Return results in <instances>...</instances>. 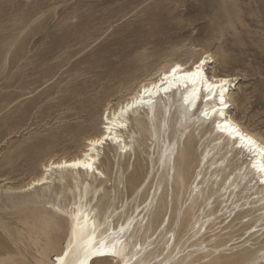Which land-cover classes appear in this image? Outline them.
<instances>
[{
	"label": "rangeland",
	"instance_id": "374dc122",
	"mask_svg": "<svg viewBox=\"0 0 264 264\" xmlns=\"http://www.w3.org/2000/svg\"><path fill=\"white\" fill-rule=\"evenodd\" d=\"M203 53L213 57L208 76L232 79L229 114L264 139V0H0V264L32 262L27 229L35 221L49 229L57 218L48 211L54 194L20 187L41 173L46 159L82 148L80 140H59L76 107L95 96L102 113L163 64L178 59L190 65ZM196 138L189 180L204 173L205 138ZM126 141L132 149L125 159L104 146L97 164L108 176L99 211L114 206V221L153 180L149 202L160 172L152 140ZM135 181L132 194L128 184ZM65 192L59 201L72 203ZM221 213L226 223L234 211ZM59 223L58 236L67 229ZM246 235L229 244L240 250Z\"/></svg>",
	"mask_w": 264,
	"mask_h": 264
},
{
	"label": "bare ground",
	"instance_id": "6f19581e",
	"mask_svg": "<svg viewBox=\"0 0 264 264\" xmlns=\"http://www.w3.org/2000/svg\"><path fill=\"white\" fill-rule=\"evenodd\" d=\"M186 62L172 59L158 67L102 113L96 97L87 96L76 107L75 121L60 126L62 143L80 140L83 146L68 158L46 159L41 173L20 187L51 192L57 200L49 203L48 211L57 217L48 224L49 229L36 221L27 229L24 244L32 246L33 254L32 262L26 264H57V257L63 256L74 240L78 214L85 240L92 238L97 248L101 243L107 247L115 244L124 252L123 258L109 254L91 259L90 264H228L232 259L242 260L240 264H258L259 259H264V139L229 114L232 79L207 75L206 68L213 62L210 54L203 53L190 65ZM182 65L187 69L172 72V67ZM197 65L202 75L205 72L210 77L205 86L210 83L216 87H207L214 94L212 100L190 111L196 89H170L178 85L177 78H189L186 74L195 72ZM198 79L202 83L203 79ZM99 124L101 130L94 131L93 127ZM137 133L141 139H136ZM143 137L155 143L158 180L148 203L147 192L153 180L114 221V206L99 211L103 183L108 178L97 165L100 153L106 146L118 158L125 159L132 149L126 139L139 144ZM195 137L205 138L204 173L201 170L189 180L187 171L193 161ZM69 180L74 183L73 188L68 187ZM135 189L136 181L130 182L128 190L133 194ZM65 191L73 199L70 204L59 201L65 200ZM222 204L223 209L234 211L226 223L227 217L219 209ZM58 221L67 224L65 233L59 236L55 233L62 228ZM245 234L240 250L229 244ZM184 246L190 249L185 251ZM51 253L53 259L49 258ZM67 259L68 264H76L74 255Z\"/></svg>",
	"mask_w": 264,
	"mask_h": 264
},
{
	"label": "snow or ice",
	"instance_id": "6c2138e0",
	"mask_svg": "<svg viewBox=\"0 0 264 264\" xmlns=\"http://www.w3.org/2000/svg\"><path fill=\"white\" fill-rule=\"evenodd\" d=\"M204 63V61H201V65ZM177 71L176 68L172 69V72L175 73ZM189 78H197L202 77V72L200 70V65H197V70L192 73L186 74ZM226 83V82H222ZM207 87L209 89H213L216 87L215 85L208 84ZM221 103H223V99H221ZM215 111V109H214ZM227 126V125H226ZM231 130V129H230ZM249 144H253V142L248 139ZM254 146V145H253ZM85 167H89V165H84ZM85 220H87V217L85 216ZM86 235L85 232L80 230L79 225V214L77 215V225L73 229V237L74 240L70 241L69 247L67 250H65L63 256L57 257V264H68V257L70 255H74L76 259V264H88V261L91 257L94 256H103L106 253L110 254L112 256L121 257L123 258L124 252L122 249H119L115 244L111 247H107L105 244L101 243L100 247L97 248L95 244L93 243V239L89 238L87 240L84 239V236Z\"/></svg>",
	"mask_w": 264,
	"mask_h": 264
}]
</instances>
